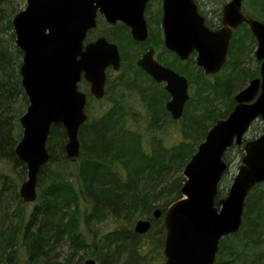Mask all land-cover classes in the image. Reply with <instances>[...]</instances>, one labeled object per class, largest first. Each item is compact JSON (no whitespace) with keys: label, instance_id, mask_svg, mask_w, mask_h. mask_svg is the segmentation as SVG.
Listing matches in <instances>:
<instances>
[{"label":"trees","instance_id":"trees-1","mask_svg":"<svg viewBox=\"0 0 264 264\" xmlns=\"http://www.w3.org/2000/svg\"><path fill=\"white\" fill-rule=\"evenodd\" d=\"M196 2L208 26L214 28L203 15L204 10L201 12L199 0ZM228 2L221 7L220 22ZM5 5L7 9L3 8ZM243 11L264 22V0H245ZM15 14L12 0H0V201L8 197L18 201L14 209L15 220L10 221L7 215L0 213V264H74L77 250L90 246L100 264H119L123 256H126L124 264H145V254L151 242L147 243L145 235L136 234L131 227L109 235L94 229H99L98 226L107 220L117 221L122 216L133 222L135 219L152 220L153 212L159 209L154 203L162 202L160 207L167 210L182 198L185 178L165 187L162 176L173 166L179 171L185 169L208 131L217 121L229 116L236 106V92L246 88L239 80L246 83L260 77L259 70L248 73L241 69L237 57L244 48L240 37L242 30L252 43V47L247 44L250 47L247 55H252L257 40L246 25L235 31L227 61L230 64L235 60L231 79L215 77V82L211 83L212 78H207L201 69L195 70L193 56L183 63L175 55V62L166 63L189 80V90L193 91L179 121L173 120L166 109L169 93L137 66L145 50L137 51L127 61L123 47L124 60L129 63L127 77L123 75L117 83L111 84L110 81L105 97L100 101L87 93L88 106L91 99L100 105L106 101V105H103L99 117L87 113L89 119L80 130L81 158L77 163H71L66 156L64 128L52 129L47 145L50 161L38 176V199L27 214L19 195L27 180V168L16 157L15 149L22 138L20 119L29 102L20 76L23 54L16 46H8L16 41L12 26L18 13ZM98 18L100 28L103 18ZM98 28L89 33L87 44L101 36L112 41L120 40L113 33L115 29L98 34ZM6 33H10L8 40L2 36ZM126 40V46L139 45L132 39ZM219 94L230 101L225 112L215 110L214 99L220 97ZM169 122L182 124L180 131L176 132L180 141L171 147H163L159 142L150 146L148 133ZM225 160L228 162L226 155ZM69 176L74 180L71 181ZM263 187L264 184L258 185L248 196L240 231L221 240L216 264H264ZM225 195L220 186L217 203ZM161 226L163 228L162 223ZM158 238L153 257L159 261L164 259V238L161 235ZM63 243L69 244L74 252L60 262L53 253ZM20 250H24V262ZM79 259L76 264H84V258Z\"/></svg>","mask_w":264,"mask_h":264},{"label":"water","instance_id":"water-1","mask_svg":"<svg viewBox=\"0 0 264 264\" xmlns=\"http://www.w3.org/2000/svg\"><path fill=\"white\" fill-rule=\"evenodd\" d=\"M245 0H230L222 11V27L210 29L196 0H163L164 46L186 63L196 54V67L214 78L227 64L234 32L246 25L257 40L254 58L260 77L234 97L235 108L208 131L186 165L182 198L167 210L156 209L152 220L163 217L165 264H216L221 240L240 231L246 200L264 184V131L246 141L252 125L264 119V22L247 16ZM151 0H27L12 21L16 47L22 52L20 76L29 106L20 119L22 138L15 149L27 168L19 195L24 206L38 199V176L50 161L47 147L54 127L67 136L69 161L81 158L80 130L88 121L89 96L80 84L90 86L97 101L106 94L107 70L119 72L122 57L117 44L105 36L86 43L98 27V17L108 25L129 28L136 43L149 39L146 8ZM148 51L137 66L155 82L164 83L170 100L166 109L175 121L183 118L190 100L189 80L165 67ZM243 147L244 157L226 197L217 203L222 180L229 170L225 155ZM134 232L146 235L152 222L139 219ZM84 264H97L88 259Z\"/></svg>","mask_w":264,"mask_h":264},{"label":"rangeland","instance_id":"rangeland-1","mask_svg":"<svg viewBox=\"0 0 264 264\" xmlns=\"http://www.w3.org/2000/svg\"><path fill=\"white\" fill-rule=\"evenodd\" d=\"M11 1V0H10ZM229 0H199V5L201 7V12H203V15L207 17V19L210 21V23L212 24H219V16L221 15V7L223 6L224 3L228 2ZM27 6V0H12V7L16 10V14L23 11ZM204 6V8H203ZM4 9H7V5H5L3 7ZM161 13V2L160 0H158L157 2H154V4H152V6L149 9V15L153 16L150 20V30H151V34H152V38L149 41V43L147 44L146 48H142L139 47L140 45L136 46L133 44H130L129 46H126L127 44V38L129 41H131V35L130 32L126 31V30H122L120 27L122 26H117V28L115 29V31L113 32L114 35L116 37H119L120 40L119 41H113L115 43H117L120 47V51L122 54V67L121 70L117 73L114 72H110L108 73L107 76H109V79L107 80V84L111 81L112 83H117L118 81L121 80L122 76H126V68L127 65L129 63H127V61L130 59V57L133 54H136L137 51H142L143 49L146 51L149 48H154L156 49L157 53H158V58L161 59L162 62L166 63H173L175 62V55L168 53L169 51L164 47L163 43H162V29H161V20L157 19L158 22L156 21V18L158 16H160ZM15 14V15H16ZM99 19V18H98ZM222 20V17H221ZM98 22V20H97ZM100 28H98V34L101 32H109V30L112 28L110 27L107 22L104 19L100 20ZM248 28V27H247ZM97 30V29H96ZM122 30V31H121ZM9 35L10 33H6L3 34V38L8 40L9 39ZM112 34V36H114ZM102 37V36H101ZM240 37L242 38L241 44L244 45V48L242 49V52L239 53L237 55V57L239 58L240 61V67L241 69H244L245 72L248 73H256L257 70L260 71V63L257 62L254 58V52L257 49V43L254 47V51L252 53V55H247L250 47L247 44H250V46L252 47V43L249 39V35L245 34L244 31L242 30V32L240 33ZM107 38V37H106ZM108 39V38H107ZM9 47L12 46H16L15 42L9 43L8 44ZM124 47V52L126 53V59L127 61L124 60V55H123V50L122 48ZM166 50L168 52H166ZM144 51V52H145ZM143 52V53H144ZM23 59V58H22ZM193 61H194V65L193 67L195 68V70L197 71V67L195 64L196 61V54L193 55ZM23 62V61H22ZM235 60H233L230 64H226L223 69L215 76L216 78H219V80H224V79H231L234 76V72H235ZM192 73V72H191ZM193 75L195 74V72L192 73ZM127 77V76H126ZM215 77L211 79V83L215 82ZM195 82H197L196 78L194 77ZM235 81V79L233 80ZM240 81V85L244 87H247L249 84L248 82H244V81ZM235 83V82H234ZM233 83V85H234ZM106 84V86H107ZM80 89L85 92L88 93L90 95V86L89 84H87L86 82H82L80 84ZM221 86H219L218 88H220ZM193 91L190 88V93H192ZM237 94V92H236ZM220 97H217L216 99H214V107L215 110L218 112H225L230 106L227 104V102H230L228 100V98L226 100H224L222 94H219ZM105 97V96H104ZM103 105H106V101L103 103ZM103 105H100L99 103L95 102L93 99L90 100L89 106L88 107V111L87 113L89 115H91L92 117H99L101 115V111L103 110ZM231 105V103H230ZM87 109V108H86ZM181 123H178L177 125L171 124L169 123H165L162 125V127H160L159 129H154L152 131H150V133H148V137H147V142H149L150 146L152 145H157V143H161L163 147H171L176 145L179 141L180 138L177 137L176 132L180 131L181 129ZM264 131V119H259L258 121H256L250 131L248 132L247 136H246V141H250V140H254L259 138L262 133ZM179 134V133H178ZM197 150V148H196ZM58 156V155H57ZM227 161L230 164L229 170L226 172L222 183H221V188L224 189L226 195L228 194V191L236 177V175L238 174L239 171V167L242 164V159L244 157V150L243 147H233L232 149H230L227 154ZM184 169L182 171H179V169L176 166L172 167V170L170 172H166L163 176H162V185L167 187L169 185L172 184V182L175 181H179L180 178H184L183 175ZM70 180H74L73 176H69ZM140 187L142 188L143 186L140 185ZM264 188V187H263ZM10 198V197H8ZM5 199L4 201H0V213L3 214V216L7 215L6 218H8V220L11 221V219L15 220V215H14V209H16L17 207V203L18 201L13 199ZM154 206L159 207L160 210H164V208L160 207V205H162V202H156L154 203ZM35 206V203L33 204H28V206H26V212L27 214L31 212V210L33 209V207ZM156 208V207H155ZM1 216V214H0ZM139 219H135V221H129L127 216H122L120 218H118L117 221L115 220H107L104 224L99 225V229L95 228L94 230H98L99 233H104L105 235H109L113 232H115L116 230H121V229H125L126 227H131V229L134 228L135 223L138 221ZM133 222V228H132V223ZM158 223V222H157ZM161 223L163 224V219L161 221H159L158 224H155V228L152 232H149L148 234L145 235V238L147 241H151L148 247V251L145 254V264H165L164 263V259L159 260L157 258H154V246H156V243L158 242L159 238L158 236L161 235V237L164 238L165 236V232L162 229ZM144 238V239H145ZM62 247V248H61ZM94 248L90 246V248H82V249H78L77 250V256L74 259V264H76L80 259V257L84 258L83 263H85L86 260L88 259H95L97 261V264H100V262L97 260L96 255L93 253ZM74 251H71L70 245L63 243L59 246V248L53 253V255H55V258L59 259L60 262H63V260L65 258H67V256ZM20 256L22 257L23 262L25 261V253L24 250H20ZM126 261V256H123L120 261L119 264H124V262ZM144 264V263H142Z\"/></svg>","mask_w":264,"mask_h":264},{"label":"flooded vegetation","instance_id":"flooded-vegetation-1","mask_svg":"<svg viewBox=\"0 0 264 264\" xmlns=\"http://www.w3.org/2000/svg\"><path fill=\"white\" fill-rule=\"evenodd\" d=\"M158 0H151V2L148 4V6H147V8H146V20H147V23H148V29H149V39H148V41L147 42H145V43H137V44H139L140 46H143V47H147V44L149 43V41H150V39L152 38V34H151V30H150V19L153 17V16H151V15H149V9H150V7L152 6V4H154V2H157ZM160 2H161V13H160V16H158L157 18H156V21L158 22V20L160 19L161 21L160 22H162V18H163V10H162V5H163V0H160ZM102 18V17H101ZM158 19V20H157ZM206 24H207V21H206ZM110 26V25H109ZM117 26H122V27H120L122 30H126L127 32L129 31L130 32V30H129V28L128 27H126L125 25H123V24H121V23H118L117 25H115V26H110V27H112L111 29H116L117 28ZM207 26H208V24H207ZM125 29H124V28ZM209 27V26H208ZM212 27H214V28H210V29H212V30H218V29H220L221 27H222V20H221V22L219 23V24H213L212 23ZM161 29H162V27H161ZM121 30V31H122ZM161 33H162V43H163V45H164V37H163V29H162V31H161ZM234 34H235V32H234ZM130 35H131V33H130ZM234 37V36H233ZM132 38V37H131ZM109 40V39H108ZM133 40V39H132ZM110 42H112V43H115V42H113L112 40H109ZM115 44H117V43H115ZM118 45V44H117ZM257 45H258V43H257ZM118 47H119V45H118ZM165 47V46H164ZM119 49H120V47H119ZM150 50H154L155 51V55H154V58H155V60L156 61H158L160 64H162L163 66H165V67H169V66H167L164 62H162L159 58H158V53H157V51H156V49H154V48H149V49H147L142 55H141V57L139 58V60L148 52V51H150ZM120 53H121V51H120ZM255 53V52H254ZM173 54V53H172ZM175 55V54H174ZM121 57H122V54H121ZM138 60V61H139ZM170 68V67H169ZM109 71L110 72H114V73H117V72H115V71H113V69L112 68H109L108 70H107V75H108V73H109ZM144 72V71H143ZM147 74V73H146ZM148 75V74H147ZM109 79V76H108V78H107V80ZM157 83V82H156ZM157 84H159V85H162L164 88H165V84L164 83H162V84H160V83H157ZM166 90V89H165ZM167 92V91H166ZM153 219V218H152ZM163 219V217H161L160 219H157V220H151V222H152V228H154L155 227V224H157V222H159V221H161ZM163 229V228H162ZM164 231V230H163ZM165 232V231H164ZM147 243H149V241L147 242Z\"/></svg>","mask_w":264,"mask_h":264}]
</instances>
